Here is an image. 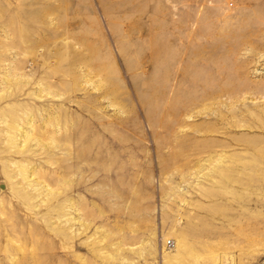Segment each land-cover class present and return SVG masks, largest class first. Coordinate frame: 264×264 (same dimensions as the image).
Here are the masks:
<instances>
[{
	"label": "rangeland",
	"instance_id": "obj_1",
	"mask_svg": "<svg viewBox=\"0 0 264 264\" xmlns=\"http://www.w3.org/2000/svg\"><path fill=\"white\" fill-rule=\"evenodd\" d=\"M0 264H264V0H0Z\"/></svg>",
	"mask_w": 264,
	"mask_h": 264
},
{
	"label": "bare ground",
	"instance_id": "obj_2",
	"mask_svg": "<svg viewBox=\"0 0 264 264\" xmlns=\"http://www.w3.org/2000/svg\"><path fill=\"white\" fill-rule=\"evenodd\" d=\"M26 172V171H25ZM24 175H25V173H24ZM181 244V243H180ZM179 243L178 244H176L177 246L173 249V250H169V251H166V253H165V257L163 256V260H165L166 258H167V261H171L172 262V260H173V258H174V254H176V253H178L180 250V252L179 253H181L182 252V250L184 249V245L182 244V245H180ZM117 250V249H116ZM121 251V250H120ZM116 253H117V251H116ZM104 254V253H103ZM119 254V253H118ZM117 254V255H118ZM120 257H121V255H119ZM104 257L107 259H109V257L110 258H112V259H116V258H118V257H116V255L114 254L113 256H111V255H108L107 254V252L105 253V255H104ZM124 258V257H123ZM123 261V260H122ZM125 261V260H124ZM128 262V261H127ZM131 263H134V262H131Z\"/></svg>",
	"mask_w": 264,
	"mask_h": 264
},
{
	"label": "built area",
	"instance_id": "obj_3",
	"mask_svg": "<svg viewBox=\"0 0 264 264\" xmlns=\"http://www.w3.org/2000/svg\"><path fill=\"white\" fill-rule=\"evenodd\" d=\"M167 242H169V241H167Z\"/></svg>",
	"mask_w": 264,
	"mask_h": 264
}]
</instances>
